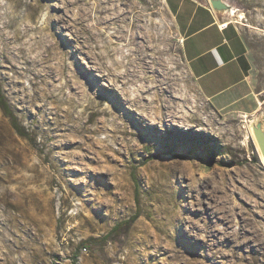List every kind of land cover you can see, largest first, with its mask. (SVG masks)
<instances>
[{
    "label": "rangeland",
    "instance_id": "obj_1",
    "mask_svg": "<svg viewBox=\"0 0 264 264\" xmlns=\"http://www.w3.org/2000/svg\"><path fill=\"white\" fill-rule=\"evenodd\" d=\"M231 1L264 99V0ZM0 82V264H264L255 115L203 96L166 0H0Z\"/></svg>",
    "mask_w": 264,
    "mask_h": 264
},
{
    "label": "crops",
    "instance_id": "obj_2",
    "mask_svg": "<svg viewBox=\"0 0 264 264\" xmlns=\"http://www.w3.org/2000/svg\"><path fill=\"white\" fill-rule=\"evenodd\" d=\"M182 37L188 69L203 96L219 109L261 115L262 90L244 26L220 16L208 0H166ZM228 22L223 28L222 23Z\"/></svg>",
    "mask_w": 264,
    "mask_h": 264
},
{
    "label": "water",
    "instance_id": "obj_3",
    "mask_svg": "<svg viewBox=\"0 0 264 264\" xmlns=\"http://www.w3.org/2000/svg\"><path fill=\"white\" fill-rule=\"evenodd\" d=\"M209 3L211 7L222 17L236 19V15L240 12H245V9L240 8L231 0H209ZM233 14H235L234 17ZM250 130L264 161V109L261 115L252 118Z\"/></svg>",
    "mask_w": 264,
    "mask_h": 264
},
{
    "label": "trees",
    "instance_id": "obj_4",
    "mask_svg": "<svg viewBox=\"0 0 264 264\" xmlns=\"http://www.w3.org/2000/svg\"><path fill=\"white\" fill-rule=\"evenodd\" d=\"M0 107H1L2 111L4 112V114L10 118L11 124L14 127V129L21 136L26 137L27 133H26L25 129L23 128V126L20 124L17 115L15 114L6 94L4 93L1 82H0ZM217 151H218V148L213 147V149L207 154V163L208 164H211V160L214 157V155L217 154ZM97 240H98L97 238H88V239L82 241L80 249L81 248H87L89 246V244L91 245L94 242H96ZM73 262L75 264H79L78 263V254H76L75 257L73 258Z\"/></svg>",
    "mask_w": 264,
    "mask_h": 264
},
{
    "label": "bare ground",
    "instance_id": "obj_5",
    "mask_svg": "<svg viewBox=\"0 0 264 264\" xmlns=\"http://www.w3.org/2000/svg\"><path fill=\"white\" fill-rule=\"evenodd\" d=\"M117 12H119V11H117V9H115L114 10V14L115 13H117ZM234 15L235 14H233V17H234ZM237 16V18H236V22H238V23H240V24H242V25H245V26H251L250 24H247V23H245L244 21H245V18H246V15H245V12H240L238 15H236ZM117 17H118V19H120L121 17H120V13L117 15ZM105 18H106V16L105 17H103V19L105 20ZM113 18V17H112ZM116 18V17H115ZM235 20V19H234ZM118 21V20H117ZM246 21H247V19H246ZM116 22V21H115ZM249 23V22H248ZM254 27V26H253ZM252 27V28H253ZM256 28V27H255ZM115 29V28H114ZM258 29H259V27H258ZM116 34H118V36L117 37H122L121 35V28H119V29H117L116 28V30L114 31ZM110 38L111 37H113V35H110L109 36ZM117 48H118V46H117ZM116 49V48H115ZM119 49V48H118ZM120 50V49H119ZM117 54V53H116ZM120 59V58H119ZM125 64V63H124ZM128 74L129 73H125L124 75H125V77H128ZM246 121V123H248L249 122V120H248V118L245 120ZM252 122V121H251Z\"/></svg>",
    "mask_w": 264,
    "mask_h": 264
},
{
    "label": "built area",
    "instance_id": "obj_6",
    "mask_svg": "<svg viewBox=\"0 0 264 264\" xmlns=\"http://www.w3.org/2000/svg\"><path fill=\"white\" fill-rule=\"evenodd\" d=\"M227 25H228V22L222 23L223 28L226 27Z\"/></svg>",
    "mask_w": 264,
    "mask_h": 264
}]
</instances>
